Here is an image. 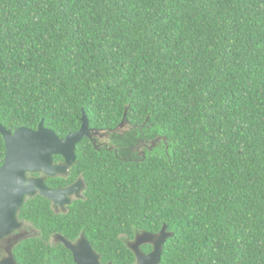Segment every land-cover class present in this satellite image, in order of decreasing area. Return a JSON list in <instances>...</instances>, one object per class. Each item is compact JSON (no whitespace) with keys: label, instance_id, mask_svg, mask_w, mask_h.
Segmentation results:
<instances>
[{"label":"trees","instance_id":"1","mask_svg":"<svg viewBox=\"0 0 264 264\" xmlns=\"http://www.w3.org/2000/svg\"><path fill=\"white\" fill-rule=\"evenodd\" d=\"M83 111L108 138L46 177L82 178L66 212L25 199L42 242L83 233L134 264L126 243L165 225L159 264H264V0H0V123L63 138Z\"/></svg>","mask_w":264,"mask_h":264},{"label":"water","instance_id":"2","mask_svg":"<svg viewBox=\"0 0 264 264\" xmlns=\"http://www.w3.org/2000/svg\"><path fill=\"white\" fill-rule=\"evenodd\" d=\"M93 130L89 127L86 113L81 116L80 128L69 132L65 137H59L52 129L46 128L43 120L36 129L18 127L13 131L0 123V135L5 145V154L0 166V223L15 222V214L23 205L26 197L35 194L51 201L54 207L63 209L70 204V196L78 194L80 182L72 185L51 189L46 186L44 177H27L28 172H42L46 176H65L68 169L76 162L75 148L83 138H91ZM62 157L61 163H54L53 156ZM80 181V179L78 180ZM9 231V230H8ZM146 235L145 242L153 244V250L149 254H143L135 241L138 236ZM172 233L166 231L163 225L158 233L142 231L131 241L130 247L134 251L136 264H158L160 262L162 247L166 239ZM90 257L80 264H100L94 250L86 243ZM141 241V240H139ZM136 243V244H135ZM75 252L76 261L79 263L78 252ZM88 261V262H87ZM106 264H111L110 262Z\"/></svg>","mask_w":264,"mask_h":264},{"label":"flooded vegetation","instance_id":"3","mask_svg":"<svg viewBox=\"0 0 264 264\" xmlns=\"http://www.w3.org/2000/svg\"><path fill=\"white\" fill-rule=\"evenodd\" d=\"M96 134L97 132H92V137H94ZM96 138H98L99 141L101 140L104 141L103 139L108 138V136L107 134H100V135L97 134ZM102 143H106V142H102ZM26 176L27 177H44V182L46 186L51 188L46 182V177L48 176H46L42 172H33V173L28 172L26 173ZM79 179L80 181H78ZM76 182H80V189H79L78 194L73 193L70 196V200H71L70 204L73 202L75 198L82 197V191L84 189V182L81 177H78L74 182L68 184L67 186L72 185ZM51 189H56V188H51ZM50 206L54 210L55 213H64L66 212L65 207L68 205L64 206V208L61 209V208H58L57 206L54 207L53 203L50 201ZM18 212H19V209L16 212L15 218H14L17 225H13L11 222H9V220L8 222L0 223V264H80V262H84L85 260H87V258L90 257L88 250H86V244L83 242L82 238L86 239V243L94 250L95 254L97 255L98 262L100 264H106L108 262H110L111 264H114L112 261H106V262L101 261L100 254L96 251V249L94 248L90 240H88V238L83 233H80L79 236L75 240H71L61 233L54 232L50 234L47 241L43 240L42 242L40 240L41 238L40 231L37 230V228H34L31 224L27 223V221H25L24 219H20L18 217ZM146 237H147L146 235H140L138 236V238L136 236L137 240L135 241L137 244L141 242L138 245L137 249H139L143 254H149L153 250V244L149 241L145 242ZM27 243L34 244L35 245L34 248H36V246H39V248H43L44 249L43 252H48V253L54 252L57 254H59L58 252L59 246H61L66 251L67 256L64 258H57V257H48V256L43 257L42 255H40L39 257L36 256V257H33V259H28L25 255L31 252H28V249L26 246ZM126 244L128 248L134 253V251L131 249L132 247H130L131 241H128ZM146 247H149V248L146 249ZM72 248H74L78 252L79 263L76 261L75 252ZM35 250H38V249H35ZM38 251L42 253L41 250H38ZM31 254H33V252ZM28 261H32V262L27 263ZM50 261H53V262H50ZM160 261H161V258H160ZM136 263H137V260L135 257L134 264Z\"/></svg>","mask_w":264,"mask_h":264},{"label":"rangeland","instance_id":"4","mask_svg":"<svg viewBox=\"0 0 264 264\" xmlns=\"http://www.w3.org/2000/svg\"><path fill=\"white\" fill-rule=\"evenodd\" d=\"M64 208V207H63Z\"/></svg>","mask_w":264,"mask_h":264}]
</instances>
